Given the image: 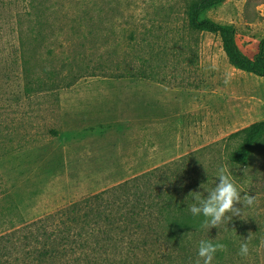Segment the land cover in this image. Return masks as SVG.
Listing matches in <instances>:
<instances>
[{
	"label": "rangeland",
	"instance_id": "rangeland-1",
	"mask_svg": "<svg viewBox=\"0 0 264 264\" xmlns=\"http://www.w3.org/2000/svg\"><path fill=\"white\" fill-rule=\"evenodd\" d=\"M192 2L0 0V235L150 170L155 188L204 198L223 166L256 203L193 242L226 246L212 264H264V138L246 165L233 160L245 135L231 138L264 121V77L191 27ZM203 17L233 25L257 54L264 0H226ZM171 251L133 261L198 259L173 262Z\"/></svg>",
	"mask_w": 264,
	"mask_h": 264
},
{
	"label": "trees",
	"instance_id": "trees-1",
	"mask_svg": "<svg viewBox=\"0 0 264 264\" xmlns=\"http://www.w3.org/2000/svg\"><path fill=\"white\" fill-rule=\"evenodd\" d=\"M225 2L193 0L189 8L191 27L219 35L228 61L235 69L264 77V40L257 54L249 57L239 47L233 25L203 17ZM24 71L29 78V72ZM39 82V89L51 87L41 79ZM51 133L55 135L56 131ZM241 134L245 140L233 160L246 165L252 149L264 138V121L231 138ZM155 173V170L142 172L0 235V264H137L134 259L150 258L162 248L173 250L170 252V257L175 258L173 262L196 260L198 245L193 238L204 229L201 226L204 217L193 216L189 211L190 205L196 203L195 197L177 196V191L172 192L163 183L155 188L151 185ZM162 177L167 180L165 174Z\"/></svg>",
	"mask_w": 264,
	"mask_h": 264
},
{
	"label": "clouds",
	"instance_id": "clouds-1",
	"mask_svg": "<svg viewBox=\"0 0 264 264\" xmlns=\"http://www.w3.org/2000/svg\"><path fill=\"white\" fill-rule=\"evenodd\" d=\"M244 169V173L246 172ZM218 183L215 187L207 192V196L200 198L195 197L196 203L189 207V211L193 216H203L202 227L211 229L218 228L221 224L230 221L233 216H241L242 208L236 207L242 204L244 207H250L256 203L257 197L249 194L241 195L236 185L232 182L227 174V169L221 166L217 171ZM230 214V215H228ZM251 236L241 242L238 255L247 257L250 254L249 241ZM223 243L212 240H201L198 245V259L195 264H212L217 251L225 250Z\"/></svg>",
	"mask_w": 264,
	"mask_h": 264
}]
</instances>
